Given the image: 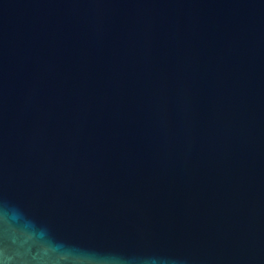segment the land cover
Here are the masks:
<instances>
[{"label":"water","instance_id":"95a60500","mask_svg":"<svg viewBox=\"0 0 264 264\" xmlns=\"http://www.w3.org/2000/svg\"><path fill=\"white\" fill-rule=\"evenodd\" d=\"M0 264H264V0H0Z\"/></svg>","mask_w":264,"mask_h":264}]
</instances>
